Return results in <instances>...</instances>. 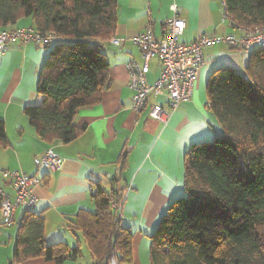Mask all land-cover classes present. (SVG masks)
Returning a JSON list of instances; mask_svg holds the SVG:
<instances>
[{
  "label": "trees",
  "instance_id": "16d2710c",
  "mask_svg": "<svg viewBox=\"0 0 264 264\" xmlns=\"http://www.w3.org/2000/svg\"><path fill=\"white\" fill-rule=\"evenodd\" d=\"M223 4L236 26H264V0ZM116 9L117 0H0V28L30 18L35 29L54 35L36 86L41 100L23 108L42 140L76 139L77 112L101 100L109 84L102 43L113 36ZM206 95L220 131L185 153L184 195L167 205L149 236V264H264V46L251 50L242 71L226 64L211 71ZM0 145H8L1 119ZM123 165L124 159L119 175ZM119 175L108 189L94 181V210H79L72 222L90 264H107L112 253L122 264L133 261L131 230L111 207L126 189ZM21 219L13 264L81 257L79 245L45 241L41 213L23 211Z\"/></svg>",
  "mask_w": 264,
  "mask_h": 264
},
{
  "label": "crops",
  "instance_id": "0c3cea01",
  "mask_svg": "<svg viewBox=\"0 0 264 264\" xmlns=\"http://www.w3.org/2000/svg\"><path fill=\"white\" fill-rule=\"evenodd\" d=\"M173 3L180 8L185 22L180 39L183 42H190L201 34H241L223 20V0H117V23L110 39L123 38L124 43L119 47L110 39L102 43L109 63L108 87L99 103L77 112L74 122L82 130L67 144L42 140L23 112L25 106L37 105L41 100L36 86L50 47L12 44L1 58L0 119L4 123L8 145H0V185L13 199V190L9 180L2 176L3 170L18 171L40 180L32 186L36 196L32 212L43 216L45 241H64L69 247L79 245L81 251V257L67 259L63 264L91 263L81 234L72 230V222L79 210L94 209L90 198L94 181H100L108 189V180L119 175L120 162L124 159L119 176L126 189L117 210L122 218L125 207L128 215L138 220L140 229H149L167 205L183 194L184 158L190 146L210 140L220 131L208 108L206 80L211 71L220 66L222 59L229 61L226 65L234 66L231 63L234 55L225 52L224 48L214 50L217 45L204 50V65L191 98L178 105L166 125L147 116L150 103L162 102L161 98L151 97L149 105L137 114L131 109L132 90L128 86L126 64L131 59L139 60V50L131 38L147 26L156 38L165 36ZM19 26L33 27V23L30 18H22L0 29ZM158 71L155 61L147 76L149 82L158 76ZM48 149L63 159L62 167L58 172H37L34 158ZM22 212L20 207L16 208L14 221L7 226L1 225L0 217V250L5 249L10 257L7 264H13L11 243L22 220ZM18 264L55 263L33 258ZM132 264H140L134 256Z\"/></svg>",
  "mask_w": 264,
  "mask_h": 264
},
{
  "label": "built area",
  "instance_id": "2783aa9c",
  "mask_svg": "<svg viewBox=\"0 0 264 264\" xmlns=\"http://www.w3.org/2000/svg\"><path fill=\"white\" fill-rule=\"evenodd\" d=\"M224 6V4H223ZM171 17L167 20L165 36L156 38L150 26L131 38V42L139 50V60L131 59L127 64L128 86L132 90L131 109L135 114L141 112L149 104L151 97L161 98L162 102H152L147 116L149 119L166 125L178 105L191 98L198 74L204 65V50L218 44H224L232 49L240 50L245 56L251 50L264 46V26L246 28L236 26L230 21L228 13L223 12V20L232 29L241 31L240 35L228 33L224 35L201 34L190 42L181 41L185 22L180 15V8L170 5ZM54 35L40 32L31 26H19L0 30V61L8 46L12 44L47 45L53 41ZM110 42L119 47L123 38H111ZM152 60L158 66V76L149 82ZM63 159L52 149L42 152L34 158L36 171L50 170L58 172ZM2 176L9 180L13 190V199L0 185V217L1 225H10L14 221V211L20 207L22 211H30L35 205L36 196L32 186L40 180L18 171L3 170ZM109 179V177H108ZM118 209V205L111 204ZM118 211V210H117ZM21 223V222H20ZM107 264H122L118 256L112 253Z\"/></svg>",
  "mask_w": 264,
  "mask_h": 264
},
{
  "label": "rangeland",
  "instance_id": "374dc122",
  "mask_svg": "<svg viewBox=\"0 0 264 264\" xmlns=\"http://www.w3.org/2000/svg\"><path fill=\"white\" fill-rule=\"evenodd\" d=\"M218 48H224V51L227 53H230L232 55H234L233 57V65L235 66L236 69H238L239 71H242L246 65L247 59H248V55L245 56L244 54L241 53L240 50H235V49H229L227 46L225 47L224 44H218L217 46H215L213 49L214 50H218ZM223 50H221L222 52ZM219 53V51H217ZM217 54V53H214ZM222 62L221 65H225L226 63H229V61H226L224 59L221 60ZM153 64H155V60H152L151 65L153 66ZM184 195V194H183ZM179 197V196H178ZM182 197V196H181ZM94 210V209H92ZM164 212H162L156 222V224L147 229V228H142L140 229L138 227V220L136 219H132L131 216L128 215V212L126 211V208H123V216H122V221H121V225L123 227H127L131 230V234H132V241H131V248H132V257L134 256L135 259L140 263V264H149V245H150V241H149V236L154 232L156 225L158 224V221L161 217V215ZM13 248V242L11 243ZM7 248V245H5ZM7 258V259H6ZM10 257L7 256V254L5 253V249H1L0 250V264H7L8 260ZM125 264H132V262H127Z\"/></svg>",
  "mask_w": 264,
  "mask_h": 264
}]
</instances>
